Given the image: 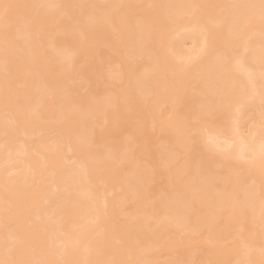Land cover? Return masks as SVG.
<instances>
[{"label": "bare ground", "instance_id": "6f19581e", "mask_svg": "<svg viewBox=\"0 0 264 264\" xmlns=\"http://www.w3.org/2000/svg\"><path fill=\"white\" fill-rule=\"evenodd\" d=\"M0 264H264V0H0Z\"/></svg>", "mask_w": 264, "mask_h": 264}, {"label": "rangeland", "instance_id": "374dc122", "mask_svg": "<svg viewBox=\"0 0 264 264\" xmlns=\"http://www.w3.org/2000/svg\"><path fill=\"white\" fill-rule=\"evenodd\" d=\"M247 112H248V111H247ZM244 127H245V126H244ZM244 127H243V128H244ZM244 129H245V128H244Z\"/></svg>", "mask_w": 264, "mask_h": 264}]
</instances>
